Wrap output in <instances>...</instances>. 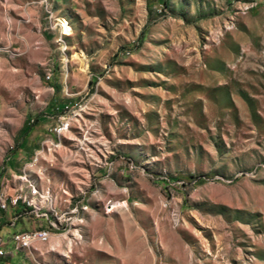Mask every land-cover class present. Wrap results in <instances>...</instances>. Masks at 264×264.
<instances>
[{"label": "rangeland", "instance_id": "obj_1", "mask_svg": "<svg viewBox=\"0 0 264 264\" xmlns=\"http://www.w3.org/2000/svg\"><path fill=\"white\" fill-rule=\"evenodd\" d=\"M43 7L0 39V264H264V0Z\"/></svg>", "mask_w": 264, "mask_h": 264}, {"label": "crops", "instance_id": "obj_2", "mask_svg": "<svg viewBox=\"0 0 264 264\" xmlns=\"http://www.w3.org/2000/svg\"><path fill=\"white\" fill-rule=\"evenodd\" d=\"M59 4V0H0V39L6 40L5 46H12L15 35L25 37L31 28L38 31V42L45 43V28H42L43 4ZM24 32L26 36H24ZM37 42V43H38Z\"/></svg>", "mask_w": 264, "mask_h": 264}, {"label": "built area", "instance_id": "obj_3", "mask_svg": "<svg viewBox=\"0 0 264 264\" xmlns=\"http://www.w3.org/2000/svg\"><path fill=\"white\" fill-rule=\"evenodd\" d=\"M46 14H50V13H47L45 12ZM2 196V192H0V197ZM21 198V201L23 202V196L21 194L17 195L15 197V199H13L11 201L12 204H16L17 200ZM6 209V208H5ZM38 210V209H37ZM42 215V213H41ZM43 216V215H42ZM50 223V222H49ZM51 224V223H50ZM53 228H59L58 226H52ZM41 232H49V230H46V229H36V230H33V231H30V232H25V233H22V234H17L14 239H16V244H19V243H22V242H30V236L32 235H39ZM3 248L1 247L0 248V251L2 252V256H3Z\"/></svg>", "mask_w": 264, "mask_h": 264}, {"label": "bare ground", "instance_id": "obj_4", "mask_svg": "<svg viewBox=\"0 0 264 264\" xmlns=\"http://www.w3.org/2000/svg\"><path fill=\"white\" fill-rule=\"evenodd\" d=\"M61 25H62V29L64 31H67V24L62 23ZM2 194H3V192H2ZM1 198H2V196L0 197V205H1ZM32 236H39L40 239H42L43 241H45L48 238V233L41 232L39 235H32ZM32 236H30V237H32ZM3 252H4V250H3Z\"/></svg>", "mask_w": 264, "mask_h": 264}]
</instances>
